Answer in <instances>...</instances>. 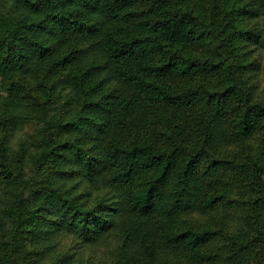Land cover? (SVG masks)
Returning <instances> with one entry per match:
<instances>
[{"label":"trees","instance_id":"obj_1","mask_svg":"<svg viewBox=\"0 0 264 264\" xmlns=\"http://www.w3.org/2000/svg\"><path fill=\"white\" fill-rule=\"evenodd\" d=\"M261 57L264 0H14L0 10V128L28 100L57 103L37 163L48 185L35 207L15 191V230L115 236L117 264H264ZM22 169L0 146V180ZM20 249L5 241L0 264Z\"/></svg>","mask_w":264,"mask_h":264},{"label":"rangeland","instance_id":"obj_2","mask_svg":"<svg viewBox=\"0 0 264 264\" xmlns=\"http://www.w3.org/2000/svg\"><path fill=\"white\" fill-rule=\"evenodd\" d=\"M14 0H0V10L6 15L13 7ZM264 62V57H261ZM9 75L0 73V102L3 103L8 96L6 83ZM28 94L42 96L35 84L31 83ZM56 104L49 102L42 104L28 100L24 111L18 112L20 124L14 132L8 134L0 128V146L16 169L23 168L24 180H0V217L6 219V229L0 234V246L5 241H16L22 244L17 255L20 264H63L64 260H71L69 264H117L119 259V240L115 236L106 238L101 243L86 247L83 240L73 236L64 235L58 239L51 236L44 238L46 229L38 227L35 233L30 234L23 230L17 232L12 220L5 213V209L12 203L14 193L24 188L25 199L31 207L38 205L34 190L42 185H48L49 168L43 162L39 165L42 151L48 148L46 143L49 136V125L54 124L53 117ZM52 230L56 224H50ZM53 236V235H52ZM38 241V243H36ZM24 247V248H23ZM86 248V249H85Z\"/></svg>","mask_w":264,"mask_h":264}]
</instances>
